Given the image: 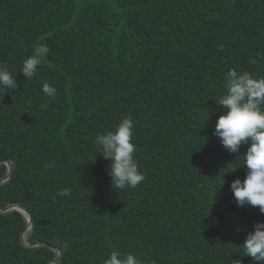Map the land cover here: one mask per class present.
I'll list each match as a JSON object with an SVG mask.
<instances>
[{
	"label": "trees",
	"instance_id": "trees-1",
	"mask_svg": "<svg viewBox=\"0 0 264 264\" xmlns=\"http://www.w3.org/2000/svg\"><path fill=\"white\" fill-rule=\"evenodd\" d=\"M41 43L50 52L28 80L22 62ZM0 64L18 84L0 92L11 165L0 210L29 212L28 245L56 248L55 264H103L112 250L142 264H253L242 245L264 214L230 189L249 145L230 153L212 133L225 74L264 77V0H0ZM129 115L145 179L117 192L93 141ZM26 226L0 213V264L55 258L22 245Z\"/></svg>",
	"mask_w": 264,
	"mask_h": 264
},
{
	"label": "clouds",
	"instance_id": "clouds-1",
	"mask_svg": "<svg viewBox=\"0 0 264 264\" xmlns=\"http://www.w3.org/2000/svg\"><path fill=\"white\" fill-rule=\"evenodd\" d=\"M49 52L47 44L35 47L23 60L20 73L28 80L32 79ZM224 79L226 94L216 101L223 106V114L219 115L212 134L230 153H238L242 144L249 145L243 155L246 175L243 180L234 179L230 189L238 207L251 205L264 214V77L230 69ZM17 87V79L5 64H0V92L4 95ZM41 90L49 98L54 99L57 94V89L48 83H44ZM40 107L46 109L47 105ZM134 129V118L123 116L112 129L97 133L93 141L97 154L110 161L108 175L116 191L135 188L145 179L135 157ZM57 195L70 196L71 191L62 189ZM242 248L243 256L250 257L253 264L257 261L264 264V222L253 226ZM103 264H142V261L133 253L112 250ZM233 264H241V261L235 260Z\"/></svg>",
	"mask_w": 264,
	"mask_h": 264
},
{
	"label": "water",
	"instance_id": "water-1",
	"mask_svg": "<svg viewBox=\"0 0 264 264\" xmlns=\"http://www.w3.org/2000/svg\"><path fill=\"white\" fill-rule=\"evenodd\" d=\"M0 164H5L6 167H7V174L6 176H4L3 178H0V184L3 183L5 180H7L9 178V175H10V171H11V165L9 162H4V163H0ZM12 210H15L17 212H19L22 216H24L27 220V226L26 228L24 229V231L22 232L21 234V243L23 246L25 247H34V246H37V245H42V246H46V247H49L47 244H44V243H39V244H34V245H28L26 242H25V232L30 228V225H31V217H30V214L29 212L19 206V205H9L3 209L0 210V213H5V212H8V211H12ZM50 249H52L54 252H55V258L53 260H51L50 262H48V264H55L59 257H60V252L56 249V248H53V247H49Z\"/></svg>",
	"mask_w": 264,
	"mask_h": 264
}]
</instances>
